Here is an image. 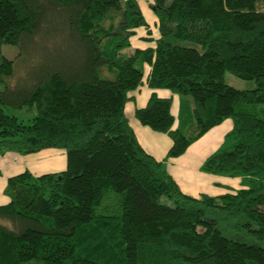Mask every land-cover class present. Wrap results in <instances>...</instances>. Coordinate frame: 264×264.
<instances>
[{"label": "trees", "instance_id": "trees-1", "mask_svg": "<svg viewBox=\"0 0 264 264\" xmlns=\"http://www.w3.org/2000/svg\"><path fill=\"white\" fill-rule=\"evenodd\" d=\"M259 1L152 0L154 44L122 53L147 26L137 0H0V45L16 47L10 59L0 52V154L65 157L60 171L6 178L0 264H264ZM144 64L152 90L132 115L169 139L161 160L123 110ZM225 72L253 87L227 84ZM156 88L180 95L176 116ZM226 118L230 129L199 169L240 186L184 193L164 162Z\"/></svg>", "mask_w": 264, "mask_h": 264}, {"label": "crops", "instance_id": "crops-1", "mask_svg": "<svg viewBox=\"0 0 264 264\" xmlns=\"http://www.w3.org/2000/svg\"><path fill=\"white\" fill-rule=\"evenodd\" d=\"M149 93L150 92H147V95H149ZM155 93L158 96L170 97V100L172 101V95L158 94L156 91ZM134 99L135 95L133 100ZM146 99L147 98L145 97V100L137 107L144 105ZM179 99H177L175 109L176 114L174 115L172 111H170L174 116H176L178 112ZM132 112L126 117L134 130L137 142L146 153L161 160L166 149L170 145L169 139L161 133L154 132L148 127L140 125L133 118ZM175 124L176 122L174 123V126ZM228 128H230V122L225 119L222 120L219 124L211 127L190 143L184 153L177 157L168 158L164 162L166 171L171 175L184 193L195 197L198 196L199 193L218 195L226 191H233L240 186L238 177L210 174L199 169L202 160L217 146V142L220 140L221 131H225ZM213 129L219 130L212 132L215 131ZM57 151L58 150H53L52 148H44L37 152L27 154H20L13 151H5L1 153L0 204L8 201V197L3 193L7 177L22 172L23 170L29 171L32 175L62 170L65 165L64 152L63 150L62 153Z\"/></svg>", "mask_w": 264, "mask_h": 264}, {"label": "rangeland", "instance_id": "rangeland-1", "mask_svg": "<svg viewBox=\"0 0 264 264\" xmlns=\"http://www.w3.org/2000/svg\"><path fill=\"white\" fill-rule=\"evenodd\" d=\"M141 13L144 16L145 20L147 21V26L144 27H139L135 30V33L130 37L129 39V45L126 46L125 48L122 49V53H129L135 48H144L147 45L152 46L154 44V39L158 35V29H157V22H156V17L153 16L150 3L152 0H137ZM258 7L264 10V0L258 2ZM67 46L61 47L62 51H67L68 48ZM0 52L7 58H12L13 55L16 53V47L14 45H9V44H1L0 45ZM148 70V67L146 64L143 65V77H142V83H140L135 89L129 91L132 94L135 95L134 100H127L124 104V114L126 116H129L133 110L134 107L139 106L144 100L145 97L147 98V92H150L152 90L151 88L147 87L145 82H144V76L146 71ZM224 80L227 84L239 88V89H249L253 87V82L251 80H245V79H240L229 72L224 73ZM155 90L158 94H164V95H172V101L170 100V106L169 109L172 111V113L175 115V109H176V104H177V99H179L180 95L178 93L172 92L168 89L165 88H156L153 89ZM9 112H13L16 115H23L25 113L24 109H8ZM228 122H230V119L226 118ZM219 126V125H218ZM231 126V122H230ZM219 128V127H217ZM230 128H228L225 131H221V136L219 142H217V146L215 149L218 147L219 143L222 141V137L226 131H228ZM216 132L219 129H213ZM53 150H58L57 152H61L62 150L60 149H55L52 148ZM214 149V150H215ZM64 155V154H63ZM160 202L170 204L171 201L165 197L161 196L160 197ZM5 224H8L5 222Z\"/></svg>", "mask_w": 264, "mask_h": 264}]
</instances>
